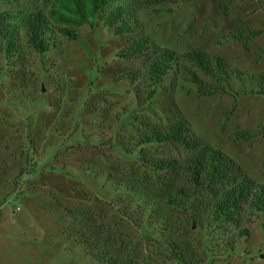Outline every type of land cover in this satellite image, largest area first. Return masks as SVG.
<instances>
[{
	"label": "rangeland",
	"instance_id": "obj_1",
	"mask_svg": "<svg viewBox=\"0 0 264 264\" xmlns=\"http://www.w3.org/2000/svg\"><path fill=\"white\" fill-rule=\"evenodd\" d=\"M127 1L137 9L141 34L157 45L179 55L207 51L264 75V0H233L226 15L221 3L227 0ZM49 6L0 0V12L16 17ZM238 26L260 32L248 50L228 38ZM79 33L76 42L57 37L44 56L22 45L15 68L0 73V264H93L66 241L72 230L137 264H264L263 219L243 222L248 237L226 251L222 241L236 231L203 224L223 184L172 206L166 199L182 180L179 172L156 171L148 162L187 153L170 143H138L185 118L195 135L264 184V136L232 139L259 129L264 95L246 85L236 100L201 97L175 68L138 107L132 78L143 59L120 62L116 52L126 39L101 26Z\"/></svg>",
	"mask_w": 264,
	"mask_h": 264
},
{
	"label": "trees",
	"instance_id": "obj_2",
	"mask_svg": "<svg viewBox=\"0 0 264 264\" xmlns=\"http://www.w3.org/2000/svg\"><path fill=\"white\" fill-rule=\"evenodd\" d=\"M44 1L50 3L46 11L30 12L20 17L9 11L0 12V73L15 68L22 45L44 56L56 47L57 37L76 42L80 39L81 27L101 26L114 37L126 39L116 52L120 62L143 59V69L132 78L138 81L132 90L138 107L153 99L161 82L175 68L182 81L193 85L201 97L228 95L236 100L242 92H246V85L250 86L249 90L264 95L263 74L254 77L233 67L224 57L207 51L191 50L179 55L141 34L137 9L127 0ZM232 1L221 3L225 15ZM174 2L150 0L152 5ZM259 34V31L238 26L228 38L241 42L243 49L248 50L249 42ZM238 85L242 87L238 88ZM235 108L233 104L227 110L225 120ZM258 136H264V120L257 131H239L233 134L232 139L250 141ZM138 143L140 146L170 143L187 153L182 159L148 162L156 171L179 172L182 180L174 187V194L166 199L172 206L182 204V200L190 202L196 193L208 192L213 185L223 184V188L212 196L203 224L211 230L230 228L236 231L223 239L226 251L234 249L237 239L248 237L249 231L241 228L243 222H250L252 217L264 221V184L255 181L225 153L195 135L185 118H177L164 128L145 133ZM65 234L66 241L80 249L93 264H137L129 257L111 254L85 232L72 230Z\"/></svg>",
	"mask_w": 264,
	"mask_h": 264
},
{
	"label": "built area",
	"instance_id": "obj_3",
	"mask_svg": "<svg viewBox=\"0 0 264 264\" xmlns=\"http://www.w3.org/2000/svg\"><path fill=\"white\" fill-rule=\"evenodd\" d=\"M18 210H19V208H18Z\"/></svg>",
	"mask_w": 264,
	"mask_h": 264
}]
</instances>
